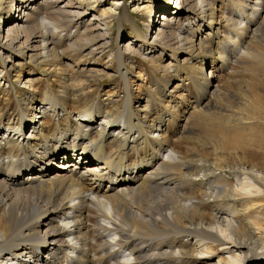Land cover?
Wrapping results in <instances>:
<instances>
[{
    "label": "bare ground",
    "instance_id": "1",
    "mask_svg": "<svg viewBox=\"0 0 264 264\" xmlns=\"http://www.w3.org/2000/svg\"><path fill=\"white\" fill-rule=\"evenodd\" d=\"M58 1L0 0L4 67L11 57H27L43 64L62 60L68 68L65 52L76 56L77 66L108 44L101 16L92 36L90 22L79 28L77 19L85 11H67L72 0L58 8ZM170 1L163 0L165 5ZM118 5L113 0L103 15H116ZM138 5L133 12L147 10ZM10 6L16 13L5 17L3 10ZM163 9L166 15L155 23L154 35L161 42L156 57L134 45L136 39L148 40L138 31L137 38L109 56L124 98L113 100L114 87L102 99L82 78L69 76L44 93L27 80L29 91L21 103L16 99L13 108L0 106V264H213V257L231 249L239 258L232 254L217 264H264V216L259 219L251 200L264 199V167L230 152L245 149L249 140L243 136L247 141L240 147V133L197 137L198 126H192L197 116L213 119L220 111L233 116L235 108L246 112L240 116L242 126L247 114L264 110V0H181V7L179 1L172 10ZM129 17L124 10L118 21ZM97 40L101 45L91 49ZM166 53L173 72L153 79L154 95L162 100L147 93L143 105L136 101L133 106L129 56L152 64ZM3 72L0 82L10 79ZM16 77L18 72L14 80L19 81ZM12 82L0 87L7 100L15 90ZM234 84L240 85L236 95ZM156 102L165 104L157 108ZM183 103L180 131L176 109ZM28 124L33 132L24 137ZM186 140L201 151L200 142L212 141L205 146L233 156L236 165L187 153ZM93 153L95 164L83 167Z\"/></svg>",
    "mask_w": 264,
    "mask_h": 264
},
{
    "label": "rangeland",
    "instance_id": "2",
    "mask_svg": "<svg viewBox=\"0 0 264 264\" xmlns=\"http://www.w3.org/2000/svg\"><path fill=\"white\" fill-rule=\"evenodd\" d=\"M72 1L74 2V5L65 8L67 9V11H71V12L85 11L77 19L78 22L80 23V27H79L80 31H82L83 27H85V25H87L90 22L88 24V28H89L88 34L94 36L97 34V30H95V25H96L95 23L98 20H100L98 19L99 16H101L107 22V26L105 27L107 29H105L104 31L108 32L107 37H106V41H108V44L104 47L103 46L99 47V49L95 52V54H93L90 58L83 57L81 59L82 62L78 61L77 66H74L75 63L73 61L74 58H76V56L72 52H65V55L68 59L65 60L66 62L64 64H67L69 66L68 68H64L61 66L62 60H60L61 62L52 61V62L43 64L42 60L37 61V60L31 59L29 61L27 57L25 58L11 57V62L8 63L6 67H4L3 64H1L0 62V70L4 68V72L7 71L11 79L10 80L9 78H6V79L3 78V80H1L2 82H0V87L2 89L8 88L10 81L11 82L13 81L12 83L14 84V89H15L13 92L11 91L9 93L8 100L6 99V97L4 98L2 96L3 94H0V106L7 105L8 107L13 108V105L16 104V99H18L19 103H21L20 101L22 100L21 97L26 91H29V88H28L29 83H27V80H33L32 88L33 89L35 88L36 90H38L39 88V91L41 93H44V92H47L49 88H51L50 86H53V88L51 89L55 88L54 90H56L58 85H60L59 82L63 83L65 79L71 78L69 76H72V77L78 76L79 78H82L83 80L81 81L83 83H86V88L92 89L94 93L100 92L102 99H105L106 97V96H103L104 94H107V92L105 91L110 90L114 87H116L117 93L114 95L113 100H120L124 98V95H125L124 86L118 80L115 74L117 65L110 59L109 57L110 54L115 53V50L118 47V45L122 47L123 45L126 44L125 43L126 41H130V39L133 40L134 38H137L136 31H138V33L145 35L148 40L146 43L140 39H138L139 41L136 39V42L134 45L136 46L143 45L144 47L149 49V51L152 52L149 55V57H151L152 55H155L156 57L158 53H154V52L158 51L157 50L158 48L156 46H158L157 44L161 45L160 44L161 42L159 39L155 38V35H154L156 31L155 29L156 25L154 24L151 25V24L155 20L156 22L159 21L160 17L166 15L164 11H161V10H164L163 7L166 9L172 10L173 6L175 5L174 2L176 0H171L168 5H165L163 0H115V2L119 4L118 8L115 7L117 9L116 10L117 14L107 15V17L103 15V12L107 7L111 6V3L113 0H72ZM66 2L67 0H60L57 2L56 6L58 8H62L66 4ZM137 4H139L138 6L144 4L145 6H147V10L145 11L136 10L137 12L135 11L133 12L132 10L134 8V5L137 6ZM124 10L126 13L129 14L130 20L127 22L123 21L119 23L118 18L120 17L121 13ZM3 12L5 14V17H9V18L15 15L16 13L15 7L13 6H10V8L6 7V9L3 10ZM230 17L232 19H235L234 14H230ZM101 24L99 25V27L103 28ZM3 27H4V24L0 23V32H1L0 33V45H5L6 43V39L4 37V32H3L4 31ZM200 35L204 36L205 33H202ZM83 39H86V38L83 37ZM150 43L154 44L156 49L153 48L154 47L153 45L149 46ZM91 45H92V47L90 46L91 49L92 48L96 49L98 48L99 45H101V42L97 40L91 43ZM57 48L63 49L65 48V46L62 45V46H58ZM102 50L104 52L100 53L101 54L100 56V54L98 53L101 52ZM179 52H178V55L176 56H178L179 59L184 58L185 55L180 54ZM169 55H170L169 53H166L165 57L159 56L160 58L158 57L157 59H154L157 62L152 63V64L150 62L148 63V61L146 60H143L139 56L138 57H133L132 55L129 56L132 60L131 61L132 63L128 65L129 74H128L127 82L129 85L130 93L133 97V106L137 105L135 103L136 101L142 102L141 105H143V102L145 100V96L147 93H150L151 95H154V93H156L154 92L155 88L153 85L154 78L160 79L167 74L171 75V72L173 71L171 68L167 67L168 65L167 56ZM114 58L116 59V57ZM57 62H60V63H57ZM88 70H92V71L88 73ZM4 72L2 74H4ZM17 72L19 73V77H16V78L19 79L20 83L19 81L14 80V77L17 76ZM205 72H207L206 76H210L208 75L209 71H206L205 69ZM174 84H175V81H172V83L166 87V90L170 91ZM239 86L240 85L238 84H234L232 86V87H235V88H232V90H234L235 95L237 92L236 88L238 89ZM15 91L18 93L20 92L21 96H19V98H16V94H14ZM238 96L240 99L243 98L242 95L239 93H238ZM155 98L159 101L162 100L160 96H157V95L155 96ZM185 99H189V97L186 96ZM155 104L157 108H160L161 105L165 103L160 102V104H158L156 102ZM186 106L187 104L183 103L181 104L179 108L176 109V111L178 112L176 122L180 123L179 124L180 131L183 128L182 124H184V122H180V121H182V116H183L184 109ZM218 113L220 114V116L213 118V119H210L211 116H206V117L197 116L195 118V121L193 122L192 126L193 127L198 126V128H196L197 137H207V136L219 137V135H216L213 133H218V132L224 133L225 130L231 131V134H230L231 137H234V136L237 137L238 135L241 134L240 135L241 138L239 137L240 138L239 141H241L239 142L240 147H242L241 144L244 140L247 141V139H244V137L248 138L249 140L248 143L246 144L245 149L244 150H234V151L231 150L230 152L235 153L238 156H240L241 153H243L244 155L247 156V159L250 160L252 163L258 166L264 167V110H261L260 112L257 110H253L252 113L247 114L248 120L245 123H243L242 126H239L238 124L242 122L240 116L246 114V112L243 111L242 108L241 110H236L235 108V114L233 116H230V112L226 113V111L223 113L222 111H220ZM29 126L31 125L29 124L26 125V127L28 128L25 130L26 134H24V137H31L30 135L33 131L31 132L32 128H29ZM115 127L116 126H114V128ZM237 130H240V131L238 132ZM242 132H243V135H242ZM200 143H202L205 148L202 151L200 150L201 148L198 145L196 149H193L190 146L189 140H186L185 145L189 146L191 150L188 149L186 146L184 150L187 153H192L194 151L193 153L198 154L200 157L207 159L209 163L225 162L228 165H232V166L236 165V160L233 158V156L229 157L225 153H218V152L212 153L210 151V147L205 146V145L213 144L214 142L206 140ZM57 165L59 164L56 163V166ZM83 166H87V165L84 164ZM52 168L56 169L55 167H52ZM226 172L227 170H222V174ZM241 176H239V179L243 178ZM19 177L24 178L25 174ZM234 182L237 183L238 181L234 180ZM251 200L254 201L252 203L254 204L253 209L258 208L256 209V211L257 213H261V215L259 216V219L262 220L264 216V199L263 198H253ZM213 212L215 211L213 210ZM223 227L224 226L221 227L222 230L224 229ZM255 234L259 235L260 233H258L257 231L255 232ZM221 235L219 237L223 238ZM225 235H228V233H225ZM261 237H264V236L261 235ZM232 254L235 258H239V252L238 251L236 252L235 249H231L228 251H224V253H219V256L213 257L211 262L213 264H217L220 258L224 257L226 259H229L230 255ZM43 256L45 255L43 254ZM259 263L258 261L256 262L252 261L251 263H248V264H259Z\"/></svg>",
    "mask_w": 264,
    "mask_h": 264
}]
</instances>
